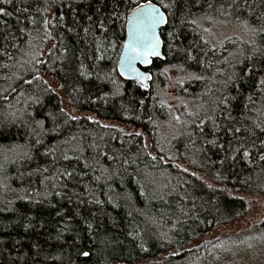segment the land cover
Segmentation results:
<instances>
[{
	"label": "trees",
	"instance_id": "16d2710c",
	"mask_svg": "<svg viewBox=\"0 0 264 264\" xmlns=\"http://www.w3.org/2000/svg\"><path fill=\"white\" fill-rule=\"evenodd\" d=\"M147 2L0 0V264H232L195 244L264 196V0L162 8L165 59L143 87L118 61ZM206 18L252 32L221 50ZM167 67L196 102L179 125Z\"/></svg>",
	"mask_w": 264,
	"mask_h": 264
},
{
	"label": "rangeland",
	"instance_id": "374dc122",
	"mask_svg": "<svg viewBox=\"0 0 264 264\" xmlns=\"http://www.w3.org/2000/svg\"><path fill=\"white\" fill-rule=\"evenodd\" d=\"M202 26L207 37L216 43L221 50L226 49L235 40L246 39L252 32L247 25H228L211 18H206ZM164 74L167 85L162 91V102L165 108L169 110L173 122L175 121L179 125L185 121L189 114L194 112L196 102L180 92L181 85L187 79L184 72L167 67L164 69ZM62 98L65 107L68 108L64 97ZM71 113L74 114V111L71 110ZM244 198L248 202V210L241 220L233 225L213 229L207 237L199 240L195 246L211 243L215 246L224 247L226 253L222 257L226 259L228 257V262H232V264H264V238L259 242L256 241V243L252 240V237L257 235L258 227L264 221V196H244ZM230 253L235 261L229 259ZM216 254L217 252L210 256V262Z\"/></svg>",
	"mask_w": 264,
	"mask_h": 264
},
{
	"label": "snow or ice",
	"instance_id": "6c2138e0",
	"mask_svg": "<svg viewBox=\"0 0 264 264\" xmlns=\"http://www.w3.org/2000/svg\"><path fill=\"white\" fill-rule=\"evenodd\" d=\"M181 2L196 5L199 3V0H169L168 3H165V0H160L159 7L152 3V0H148V2L144 4H137L133 10L134 14L128 18L129 39L123 45L126 51L120 64L121 69L127 67L129 72L136 73L137 77H139L142 74L135 68V63L141 62L149 64V57L160 56L158 49L161 41L156 35V29L160 25L167 23V18L161 11V8H172ZM0 12H3V9H0ZM117 15L119 14L117 13ZM89 19H91V17H89ZM109 19H111V17H109ZM193 23H195V21H193ZM98 24L100 28L107 31V29L104 28L103 20L98 21ZM168 35L171 36L172 34L169 33ZM169 47L171 48V44H169ZM248 71L251 72L252 69H248ZM120 75H125V72L121 70ZM260 84H264V79L260 80ZM235 131L239 132L240 129L236 128ZM261 131H264V128H262ZM244 155L248 156L249 153L245 152ZM65 159H68V157H65ZM261 159H264V156H262ZM66 175L71 177L72 174L66 173ZM90 226L91 225H89V227ZM84 255H88V253L85 252Z\"/></svg>",
	"mask_w": 264,
	"mask_h": 264
},
{
	"label": "water",
	"instance_id": "95a60500",
	"mask_svg": "<svg viewBox=\"0 0 264 264\" xmlns=\"http://www.w3.org/2000/svg\"><path fill=\"white\" fill-rule=\"evenodd\" d=\"M155 4V3H154ZM157 7H159L157 4H155ZM161 11L165 14V12L163 11V9L161 8ZM133 11L131 12V14L129 15V17H131L133 15ZM166 16V14H165ZM128 17V18H129ZM167 18V17H166ZM46 25H48V21L46 22ZM166 26V23L165 24H162L160 25L159 27H157L156 29V35L157 37L160 39L161 41V44H160V47L158 49V51L160 52V56L159 57H156V56H153V57H149V60H150V63L149 64H144V63H141V62H136L135 63V68L138 70L139 73H141L142 75H140L139 77H137V74L136 73H132V72H129L128 68L125 67L124 69H121L120 68V64H121V61H122V57L126 51V49H124V47L122 48V51H121V54H120V57H119V61H118V68H119V71L121 72V70H123L125 72V75H123V77L126 79V80H129V81H136L138 83H140L143 87H147L148 84H149V80H150V73L147 72L146 70L149 69L152 64H153V61L154 60H164L165 59V56H164V42H163V39L161 37V31L162 29ZM128 31H129V19L127 21V34H126V39H125V42L129 39V35H128ZM124 42V43H125ZM124 45V44H123ZM150 77V78H149ZM111 264H114V263H111Z\"/></svg>",
	"mask_w": 264,
	"mask_h": 264
}]
</instances>
